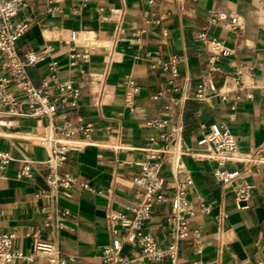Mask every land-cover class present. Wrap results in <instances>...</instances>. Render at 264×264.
Here are the masks:
<instances>
[{"label": "crops", "instance_id": "crops-1", "mask_svg": "<svg viewBox=\"0 0 264 264\" xmlns=\"http://www.w3.org/2000/svg\"><path fill=\"white\" fill-rule=\"evenodd\" d=\"M26 4L16 17L28 23L18 42L20 50L54 48L44 62L29 69L32 80L41 85L55 74L57 81H71L81 92L80 106L70 110L59 107L53 122L59 124L66 116L80 115L93 124V131L81 148L68 153L60 172L73 174L76 183L67 194L59 193L57 203L52 204L42 196L45 163L36 165L33 177H18L23 154L40 162L48 158L39 139L47 132L50 120L0 117V153L13 158L0 174V232L16 235L14 249L32 254L38 241L55 239L62 255L75 258L70 264H102L103 247L112 239L109 213L126 212L139 198L143 189L133 179L141 172L139 162L145 159L146 148L172 147L173 134L176 147L190 151L182 162L185 173L194 179L191 197L200 195L212 205L209 214L199 213L192 220L201 230L203 252L197 255L192 238L186 239L180 246L179 264H188L196 257L206 264L264 261V162H249L264 139V0H168L152 4L149 0H26ZM47 7L61 12L51 16ZM213 13H224L229 20L236 17L237 29L213 23ZM73 31L89 35L86 41L75 43L78 53L87 49L89 55L74 66L70 49L63 42ZM202 32L233 50L231 55L219 57V70L211 68L212 52L198 38ZM113 53L117 57L113 58ZM173 55L179 58L177 97L183 101L172 107L167 127H150L147 122L163 118L169 103L168 98L154 99L153 95L169 87V75L160 62ZM244 66L256 71L251 90H238L235 72ZM203 80H212L218 94L200 101L195 93ZM129 81L138 90L127 102V94L133 91ZM52 96L58 99L59 91L53 89ZM214 123L227 126L237 141V154L225 161L224 168L239 171L255 185L251 198L240 203L242 207L237 206L232 189L215 179L217 161L196 155L202 151L198 141ZM161 132L169 139L152 146L150 137ZM162 175L173 180L168 162ZM82 183H89L95 191L83 188ZM171 211L170 203L158 205L147 223L162 248L171 238L167 226ZM49 212L53 222L60 221L62 227L45 225ZM125 252L134 254L128 246ZM11 264H45V260L39 257L35 262L17 260Z\"/></svg>", "mask_w": 264, "mask_h": 264}, {"label": "built area", "instance_id": "built-area-1", "mask_svg": "<svg viewBox=\"0 0 264 264\" xmlns=\"http://www.w3.org/2000/svg\"><path fill=\"white\" fill-rule=\"evenodd\" d=\"M166 2L168 0H149ZM183 1V0H181ZM196 1V0H193ZM26 0H0V59L2 74L0 75V117L19 118H42L47 117L50 122L46 126L47 132L39 139V142L48 151V158L44 162L37 161L23 154L20 158L22 163L18 171L19 178L33 177L36 165L45 163L47 172L44 175L46 188L42 194L52 204L57 203L59 193L67 194L76 183V178L69 172H60L61 167L67 160L68 153L77 150L90 138L93 124L86 122L84 117H64L59 124L53 119L58 115L59 107L64 110L78 108L80 106L81 92L71 81H57L56 75L52 74L45 78L41 85H36L32 80L29 69L44 62L53 47L48 46L41 51H21L19 40L26 34L28 23L17 21V15L26 8ZM46 12L51 16L61 12V9L47 7ZM120 13V11L116 10ZM212 22L224 24L231 30L237 29V18L230 20L224 13H213ZM88 33L73 31L70 37L64 40V44L70 49L69 58L72 66L76 65L81 58H87L89 50L83 54L78 53L76 41H86ZM198 38L212 52L210 65L213 70H219L216 65L221 56L231 55L233 50L217 37L210 36L206 32L198 35ZM113 58L116 54L111 55ZM162 70L169 75V87L158 91L153 95L154 99L168 98L169 103L164 107L163 118L150 119L147 125L164 129L170 118L173 106L183 100L177 97L180 91L178 80L180 77L179 58L173 55L168 61L160 62ZM54 66V63L51 67ZM155 66V65H153ZM238 90H251L255 86L252 80L256 71L251 66L239 68L236 72ZM249 77V81L245 80ZM132 90L127 94V102L131 101L133 93L137 92L132 81ZM57 89L60 93L58 99L52 96V90ZM218 94V89L212 80H203L198 85L195 98L200 101L207 100ZM222 98L225 95L220 93ZM251 97V92L248 93ZM179 132L182 130L178 128ZM172 147L146 148L147 155L139 162L141 172L134 177V183L143 190L139 198L130 204L126 212L111 211L108 222L111 227L112 239L102 250V264H144L145 262L161 263L169 260L170 264H179L180 246L182 241L192 238L194 251L197 255L203 252V236L199 227L192 224L194 217L199 214H209L212 209L202 196L191 197V189L194 179L189 173H185V165L182 162L183 155L190 151L183 147H176L174 135ZM169 135L161 132L157 136L150 137V143L158 145L160 141H167ZM202 151L196 153L200 158H211L217 161L213 175L223 186L229 187L234 193V199L238 207L242 201H248L255 189V185L246 180L239 171H227L224 168L225 161L236 156L238 151L237 141L224 124L214 123L210 126V132L198 141ZM13 158L7 153H0V174L5 170ZM171 166L173 180L168 181L162 175L164 164ZM249 162H264V139ZM185 175L182 177V174ZM81 186L90 191L95 189L89 183ZM167 190H172L168 195ZM39 196V195H37ZM170 203L172 211L167 216V226L170 229V242L162 248L151 231L147 229V223L151 219L154 209L158 205ZM46 212V208L43 207ZM68 211H64L67 214ZM46 226L62 227L60 221L54 223L51 212L47 213ZM56 235V234H55ZM14 233L0 232V264H11L17 260L35 262L37 258H43L45 264H70L75 261L73 256L62 255L57 241H38L35 244V252L26 254L21 250L14 249ZM131 247L133 255L125 252L126 247ZM188 264H206L201 257H196ZM256 264H264L258 261Z\"/></svg>", "mask_w": 264, "mask_h": 264}]
</instances>
